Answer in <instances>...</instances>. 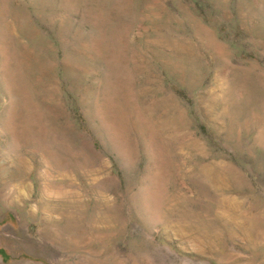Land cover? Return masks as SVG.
Wrapping results in <instances>:
<instances>
[{
  "label": "rangeland",
  "instance_id": "rangeland-1",
  "mask_svg": "<svg viewBox=\"0 0 264 264\" xmlns=\"http://www.w3.org/2000/svg\"><path fill=\"white\" fill-rule=\"evenodd\" d=\"M0 264H264V0H0Z\"/></svg>",
  "mask_w": 264,
  "mask_h": 264
}]
</instances>
